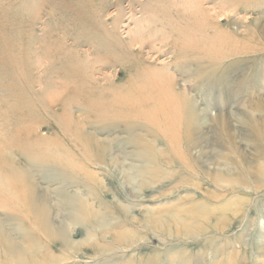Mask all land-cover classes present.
Returning a JSON list of instances; mask_svg holds the SVG:
<instances>
[{
    "label": "rangeland",
    "instance_id": "obj_1",
    "mask_svg": "<svg viewBox=\"0 0 264 264\" xmlns=\"http://www.w3.org/2000/svg\"><path fill=\"white\" fill-rule=\"evenodd\" d=\"M171 79L186 139L162 132ZM73 193L103 213V252L58 238ZM31 236L57 264H264V0H0V264Z\"/></svg>",
    "mask_w": 264,
    "mask_h": 264
},
{
    "label": "bare ground",
    "instance_id": "obj_2",
    "mask_svg": "<svg viewBox=\"0 0 264 264\" xmlns=\"http://www.w3.org/2000/svg\"><path fill=\"white\" fill-rule=\"evenodd\" d=\"M131 40H132V38H131ZM173 82H174L173 79H171L170 82L166 83L164 85V86H166V88L163 87L162 84L159 82L153 83L156 90H157V93H158L157 95L163 94L164 96H166L168 103L172 104L174 102L173 100H176L178 102V104H180V106L182 104V109H179V105L177 104V102H175V104L178 105L176 108V113H175V115L171 114L169 116V117L173 116L174 121H171L168 125H166L167 127L164 128L162 132L167 131V133L170 134L172 132V129H173L172 123L177 121L178 124L180 125L179 129H178V134L182 135L186 139V138H189L191 136V134H193L195 132L196 127H195V124L193 123L195 120L193 119L192 115H190V112L186 111L187 109L191 110V108L190 107L185 108L183 105V104H186L187 102H182L180 97H178V95L175 93L174 88H172ZM162 87L165 88L166 90L164 91L162 89ZM152 96H154V95H148L147 99H150ZM142 101H145V100H142ZM148 102L149 101H145V103H148ZM156 108L157 107L154 106L153 110H151L153 115L155 114ZM174 134H175V132H174ZM92 142L94 143V145H96L98 147V149H95V155H96L95 159H97V161L101 162V164L107 163L106 158H105V153H103V152L104 151L107 152V150L109 148L108 143L104 142L105 144H103V142L101 140L99 142V140L97 141V139H95V138L92 139ZM145 147H146V150L148 153H152L153 150L148 143L145 144ZM105 148H106V150H105ZM90 149H91V147H90ZM113 160H114L113 158L112 159L110 158V162ZM147 161H148V164H151V163L153 164L157 161V158H155L151 154L149 159H147ZM91 175L95 178V184L98 183L99 185L103 186V182L100 178H98L97 173H92ZM132 179L139 185L141 190H143L145 188V185H144L145 181H143V180L139 181V179H137L135 177H132ZM93 186H94V188L96 187V185H93ZM108 196H111V195H108ZM28 198H29L28 199L29 200V203H28L29 204V206H28L29 211L28 212H31L35 216L40 215L42 219L44 217L43 220L46 221L47 224H46V226H44L43 230H45L46 232L48 231L47 234L49 236H52L50 232L52 231V229L54 230L56 227H54V228L52 227V225L49 223L48 218L46 217L47 216L46 214H43L44 216L41 215V213H45L47 210L45 209V207L43 208V207H41V205L36 204L35 197H34V194L32 193V191L29 192ZM112 199H114L113 195H112V198L110 200L112 201ZM68 201H69L68 202L69 207L72 211L71 212L72 216H75V217H72L71 220L69 217V219L66 223L67 227L66 226L60 227V229H63V231L61 232V234H59L61 236H58V238L60 240L64 241L66 244L69 243V244H67L68 247H73L75 249H80L81 246H83L84 244H90V245L92 244L94 246L93 250H95V245H98L97 247H100L99 250L101 252L102 251L101 249H104L103 248L104 243L102 244L100 240H97L99 238L98 231H101L104 228H107L109 226L103 221V219H104L103 213L99 212L97 209L93 208L95 206L96 202L91 201V203H90L89 200H87V201L84 200V198H82L78 193L71 194V197L69 196ZM118 205H119V210L122 211L127 216L133 215L134 210L132 209L133 206L131 204L129 205L127 203L119 202ZM108 211L112 212V209H108ZM190 211H188V213H191ZM39 225H40V223H39ZM41 225H45V223L42 222ZM73 225H75L76 227L81 226L82 228H86L88 233H89L88 238L86 240H83V241H82V239L78 240V239H76V237L78 235H74V234H73L74 238H68V233H70L69 231L71 230V227ZM156 228L161 229V228H164V226L159 222L156 225ZM111 232L112 231H108L106 233L113 235L114 233H111ZM70 234H72V233H70ZM129 235H130L129 232L124 233V234H118L115 237H113L112 241H114L115 239L121 240V238L119 236L128 237ZM69 239H70V241H69ZM23 243L24 244H21L20 247H12L10 245H5L4 246V250L6 251L5 259L9 260V257H8L9 255L7 256V253H9L10 255H12L11 257L15 259L16 264H57L58 262H60L57 257L50 256L48 253H45V255H41L37 249L38 245L36 246L37 243H36V240L34 237L31 236L29 238V241H27V242L23 241ZM101 245H103V246H101ZM109 247H105V248L108 249ZM88 258H90V257H88ZM8 260H4L5 262H3V263L8 264L7 263Z\"/></svg>",
    "mask_w": 264,
    "mask_h": 264
}]
</instances>
